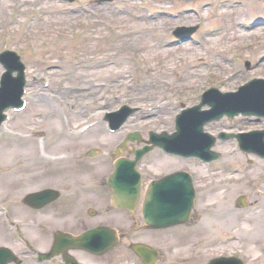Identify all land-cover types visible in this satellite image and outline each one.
<instances>
[{
  "label": "rangeland",
  "instance_id": "rangeland-1",
  "mask_svg": "<svg viewBox=\"0 0 264 264\" xmlns=\"http://www.w3.org/2000/svg\"><path fill=\"white\" fill-rule=\"evenodd\" d=\"M237 1H240V5L236 4ZM94 2L0 0V52L4 49L20 51L22 61L27 65L28 83L35 84L30 95L38 99L17 114L10 122L11 126L9 123L6 125L8 136L6 133L0 136V176L9 173L10 177L0 193V204H3L2 200L8 199L23 205L22 195L45 188L63 191L58 200L40 212L30 211V207L24 206L26 209L21 213L25 219L21 220L30 222L33 217L40 223V232L31 225L29 229L13 234L7 226L11 216L6 220L0 215V224L4 223L0 226V246L4 247L0 250V263L15 264L17 258L22 257L20 251L34 249L36 256L40 253L47 256L48 264H57L56 261L63 264L60 257L64 254L72 260L75 258L79 264H87L88 261L89 264H97V257L86 251L74 250L78 247L76 237L89 229L90 233L94 232L91 240L100 244L95 233L99 227L109 226L121 231L127 228V223L122 220L114 224L115 220L110 221L108 215L101 213V209L96 210L93 204H99L104 195L102 198H93L87 194L89 189L86 183H91L90 175H94V180L104 183L105 190V175L114 170L115 158L132 157L134 148L150 144V130L161 132L162 129L174 128V115L181 102L196 103L210 86H217L223 91L234 90L246 80L264 76L262 0H115V3H105L98 11ZM189 8L201 11L203 21L198 22L199 15L191 10L186 13ZM168 12L179 15L173 18ZM189 23L199 25L197 34L209 33L211 36L202 40V45L192 42L173 47L165 45L168 37L174 38L172 31L176 26ZM245 24L252 28L243 26ZM248 61L250 68L245 64ZM2 72L3 67L0 65V74ZM123 103L140 110L143 119L136 127H127L118 135H112L104 119L109 118L108 114L118 112ZM79 105L81 113L76 110ZM224 120L226 124L232 121L228 118ZM247 123L242 118L239 126L246 127ZM217 127L218 123H214L209 128L215 131ZM69 130L81 132L80 136L76 135L77 141L66 136ZM131 130H138L142 135L140 144L126 138ZM55 131L64 136L51 147H45L46 135ZM124 140L127 148L120 155L112 156L108 151L118 147ZM33 142L35 146L29 152L30 147L21 151L16 148L28 147ZM94 148L101 151L100 161L87 158L86 153ZM157 152L150 151L147 155L149 160L143 161L149 177L162 175H156L155 169L168 171V174L189 166L177 159L176 162L165 159ZM31 156L39 157L41 162L25 171L19 167V171L18 162ZM240 162H246L245 158L233 159V163ZM190 166L201 168L198 170V183L202 189L215 187L219 179H223V184L233 181L231 175L217 177L206 173L204 166H198L196 161ZM11 169L22 172L24 177H19L18 173L14 176ZM258 171H262V168L259 167ZM249 172L246 181L250 178L253 182L257 173ZM3 181L0 178V183ZM249 185L240 188L246 191ZM93 186L92 189H97V186ZM14 191L15 196L2 197V194ZM63 204L69 206L62 209ZM217 206L221 207L220 202ZM92 211H96V214L93 215ZM199 212L201 215L197 216L205 215V212ZM261 214L264 217V213ZM113 216L116 218L117 215ZM131 216L138 218L133 221L135 224L142 220L139 211ZM223 224V229L226 226L229 228L225 221ZM176 226V239L161 235L159 237L162 238L156 239L153 233L155 239H141L140 242L149 245L155 242L161 249L165 245L169 253L164 252L161 258L173 257L176 264H205L214 255L223 251L230 254L234 250L233 245L217 246L216 243H211L207 250L198 248V240L194 241L196 237L188 239L185 225ZM138 227L144 228L145 225L139 224ZM240 227H243L241 232L254 230V226L249 227L247 224H241ZM3 230H7V234ZM8 231L14 236L13 241L7 239ZM62 231L69 232L73 240L57 252L58 256L52 255V241L55 236H59L57 232ZM120 231L118 233L121 235L123 231ZM128 236L109 251L114 255L121 252L123 245L128 248ZM260 240L261 244L257 247L249 245L246 240L235 245V249L240 252L242 249L239 244L242 246L244 242L247 243L244 245V254H240L243 259L248 257V260L244 259L246 264H264V239ZM191 241L197 243L194 250L192 244L186 246ZM85 247H89L88 243ZM2 254L7 256L2 259ZM24 264H33L32 256H28ZM126 264L133 263L128 259Z\"/></svg>",
  "mask_w": 264,
  "mask_h": 264
},
{
  "label": "bare ground",
  "instance_id": "bare-ground-1",
  "mask_svg": "<svg viewBox=\"0 0 264 264\" xmlns=\"http://www.w3.org/2000/svg\"><path fill=\"white\" fill-rule=\"evenodd\" d=\"M196 37V36H195ZM14 51H15V49H13ZM10 56H12V54H10ZM4 71L6 72V73H10V71H8V70H5L4 69ZM23 73H25L26 74V70H24L23 71ZM12 77L14 78V80H11V79H9L8 78V76H5L4 78H1L0 79V94L3 92V90H7L8 92H10L11 94H13V97H9V96H7V95H5L4 97H3V100L4 101H1L0 102V112H1V110H2V107L3 106H5L6 104H11V103H17L16 105H15V108H17L21 103H24V101L27 99L26 98V95H25V93H26V91L27 90H29V87H26V86H24L23 88H22V90L20 91V93L18 94V90L20 89V87H21V85H20V83L16 80V78H18V79H21L18 75H17V73H12ZM31 89V88H30ZM17 94V96H15ZM247 98L249 97V98H251L253 101H254V103H252V104H250V106H254V105H264V94H261L260 92H258L257 93V97H254V95L252 94V93H247V96H246ZM258 97H260L259 99H257ZM213 110H214V112H217V110H220L222 107H219V102H218V99L217 98H215L214 100H213ZM126 106V105H125ZM79 108H80V105H79V107L76 109V110H79ZM26 110V109H25ZM25 110H23V111H25ZM22 111V112H23ZM80 113H81V109H80ZM105 113H106V111H105ZM203 119V113H200V112H194L192 115L190 114V113H188L187 115H186V122L187 123H185V126L184 127H182L179 131H178V133L177 134H174V135H172V136H166L165 137V140L167 141V142H171L172 144H173V146L174 147H176L178 150H181V149H183V145H188V144H190V143H188L187 141H186V138H185V135L186 134H189V132L190 131H193L195 134H194V140H195V145H197V141H199V140H204L203 141V145H204V147L205 148H207V145H208V141L206 140V138H208L207 137V133L205 134L203 131H202V129H191L189 126H191V124H193V125H197V123H199V121H201ZM200 123H202V122H200ZM259 125V124H258ZM238 127V128H237ZM244 128H248V126H246V127H243V126H235V127H233V128H231V129H229V130H226V131H220V132H218V137H219V139H220V137H221V135L223 134V133H226V134H228L227 133V131H234V133L231 135L234 139H238L239 138V135L237 134V132H238V130H240V131H242L243 132V135H247L245 132H246V130H243ZM118 134V133H117ZM210 139H213L214 141H215V139L213 138V137H211ZM135 140V139H134ZM134 140H132V138H129V141H131V142H135ZM136 144H140V142L139 141H136ZM19 145H21V144H19ZM217 145L219 146V147H222V143H220L219 141H218V143H217ZM226 145H227V142H226ZM35 146V143L33 142L31 145H29L28 147H27V145H26V147H22V146H17L16 148L19 150V151H21V150H24V149H26V148H29L28 149V152L30 151V150H32V147H34ZM131 146H132V148H133V144H131ZM123 147H120V148H116V146L114 147V148H112V149H110L108 152H110L111 153V155L112 156H114V155H116V154H119L120 155V153L122 152V149ZM17 151V150H16ZM216 151H213V154L215 153ZM16 153H18V152H16ZM238 154H240V153H237V154H235L234 156H231V157H235V156H237ZM261 155V154H260ZM262 156V155H261ZM119 157V156H118ZM217 158V155H213V157H212V161L213 160H215ZM170 161L172 160V159H170V158H168ZM32 160V159H31ZM33 161V160H32ZM172 161H174V162H176L175 160H172ZM179 161V160H178ZM181 161H183V163H188V160H180V162ZM34 162V161H33ZM189 164V163H188ZM165 165V167H167L168 165L167 164H164ZM191 164H189V166H188V168L186 169L187 171H193L194 170V168H193V166H190ZM18 167H27V166H25V165H22V164H20L19 162H18ZM206 173H209V174H211V175H217V177H220L224 172L222 171V170H218L217 169V166H209V168L207 169V171H205ZM20 173H22V172H20ZM205 173V174H206ZM0 178L1 179H4V181L2 182L3 184H6V183H8L10 180V177H7L4 173L3 174H1V176H0ZM177 182L179 183V186H181V182L180 181H178L177 180ZM186 182L188 183V179L186 180ZM169 183V182H168ZM168 183H166L164 186H168ZM156 185H158V186H160L161 184L160 183H156ZM158 189L159 188H155L153 191H152V195L151 196H149L148 198H146V202L148 201V203H149V205L152 203V206H154V209H153V212H150V215H151V217L153 218V219H155V220H159L158 218H161L164 214L163 213H165V215L164 216H168L167 218H166V220L167 221H174V220H178V219H181V216H183L182 214H185V211H184V208H182L183 207V198H181V197H179V195L176 193V192H173L171 195H170V197H171V201L169 202V203H163V204H160L161 203V199H162V197H157V195L155 194V191H158ZM35 193L32 195V199H33V202H35L36 203V198H37V196L38 195H35V194H39V196L41 197V196H43V195H46V193L45 192H40V193H37V190L36 191H34ZM220 193V192H219ZM36 197V198H35ZM125 197V196H124ZM133 196H131V198L129 197V201H133V202H135V204H133L132 205V207H127V212H128V216H127V218H124L123 219V217H120V216H118V218L120 219V220H125L128 224V227H130V226H132V222H131V219H130V214H133V213H135V211H134V208H139L141 205L140 204H137V197H135V198H132ZM125 198H128V197H125ZM45 200V199H44ZM43 200V201H44ZM241 200H242V197H241ZM139 201V200H138ZM220 200H219V198L216 200V202L218 203ZM231 201H229L228 202V205H231ZM160 204V205H159ZM28 205H29V203H28ZM35 206H36V204H35ZM241 206H243V205H241ZM139 210H140V212H142L141 211V208H139ZM260 212V211H259ZM1 213V212H0ZM254 214L255 213H253V214H251V215H253L254 216ZM257 214V213H256ZM189 215H190V212H189ZM250 215V216H251ZM17 216H20V215H17ZM178 218V219H177ZM251 219V218H250ZM153 222V221H152ZM152 222H150V223H152ZM29 223H31L33 226L32 227H34L35 229H37V230H39V232H40V223L36 220V219H31V221L29 222ZM173 230V229H172ZM171 230V231H172ZM64 231H62V233H63ZM88 232H89V229L88 230H85V231H83V233L81 234V235H78V239H76L77 240V242H78V244H79V246H83V245H85L86 244V236H87V234H88ZM175 234L177 233L176 231L174 232ZM115 234H118V231L117 230H115ZM210 234H211V236H214L216 233H215V231H211L210 232ZM137 235H141V232H139V231H135L134 233H133V236H135V237H137ZM68 236H69V234L67 233V234H65V236H64V239L67 241V238H68ZM194 235H192V237H193ZM167 237V236H166ZM170 239H173L172 237H170ZM135 241V240H134ZM62 242H65V241H63L62 240ZM165 243V242H164ZM169 243V242H168ZM55 247H57V243L55 244ZM158 247V246H157ZM172 247L170 246V248L169 249H171ZM175 248H177V247H175ZM132 251H133V257H135L136 259H137V262H139V258H140V254L139 253H141L142 252V247L139 245V242H134L133 243V247H132ZM90 252H91V254L93 253V250L92 249H90ZM164 252H166V253H169V251H166L165 250V245H164V247L161 249L160 247H158V248H156L155 249V253L158 255H160V254H164ZM186 252V251H185ZM22 257L19 259V262H16V264H24L25 263V261H26V259H27V257L30 255L29 253H22ZM101 255V254H100ZM100 255H98V261H97V264H103V259H100ZM109 255H113L112 254V252L111 251H109L108 250V252H106V250H105V252H104V254H103V257H106V258H108L109 257ZM102 257V258H103ZM42 258H44V257H42ZM96 258V259H97ZM153 260L155 259V258H152ZM231 259H228V260H222V259H220V260H215V261H211V262H209V263H207V264H228V262H230L231 263V261H230ZM43 262H45V261H42V260H40L39 262H37L36 264H40V263H43ZM143 262H145V260H143V258H140V263L139 264H143ZM0 264H2V263H0ZM148 264V263H147ZM162 264H164V262H162ZM231 264H235V263H231Z\"/></svg>",
  "mask_w": 264,
  "mask_h": 264
},
{
  "label": "flooded vegetation",
  "instance_id": "flooded-vegetation-1",
  "mask_svg": "<svg viewBox=\"0 0 264 264\" xmlns=\"http://www.w3.org/2000/svg\"><path fill=\"white\" fill-rule=\"evenodd\" d=\"M90 181L92 182L93 179H91ZM76 185H77V183H76ZM86 186L89 189V192L87 193L88 195H91L93 198H97V197L98 198L99 197L102 198V194H96L94 191L92 192V189L90 187L91 186V183H86ZM58 191H59V198H60V196L63 194V191L60 190V189H58ZM108 196H109V193H107L105 191L104 197H103L102 200H100L99 204H93L97 208V211H99L100 209H101L100 210L101 213H106V212L109 211L110 205L108 203ZM65 206H69V205L63 204L61 206V208L62 209H66L67 207H65ZM29 209H30V211H34V212H36V211L37 212L38 211H42V208L41 209H35V208H31L30 207ZM132 227H133V225L130 226V227L124 228L122 230L123 232H121L122 239H124L129 234V236H128L129 239H128V242H127L128 244H130L132 242H135V241H140L141 239H152V238H154V237H151L150 232L148 230H146L144 228H137L136 230L131 231L132 230L131 229ZM135 231L141 232V235H137V237L133 236V233ZM125 232H128V233L125 234ZM153 245L155 246V242L153 243ZM80 251L81 252H85L83 250H80ZM91 255L93 257H98V255H94V254H91ZM128 255H129V247L128 248H125V246L123 245L120 253H114L113 256L109 255L108 258L103 257V255H100L101 256L100 259H103V264H126L127 263ZM98 260H99L98 258L97 259L95 258V261L96 262ZM79 261H81V260H79ZM60 262L64 263V260H63V257L62 256L60 257ZM87 264H89V261L87 262Z\"/></svg>",
  "mask_w": 264,
  "mask_h": 264
}]
</instances>
